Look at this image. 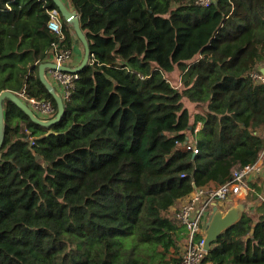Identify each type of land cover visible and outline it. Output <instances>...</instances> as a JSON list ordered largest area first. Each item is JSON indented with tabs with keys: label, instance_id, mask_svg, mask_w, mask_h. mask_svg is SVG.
Here are the masks:
<instances>
[{
	"label": "trees",
	"instance_id": "16d2710c",
	"mask_svg": "<svg viewBox=\"0 0 264 264\" xmlns=\"http://www.w3.org/2000/svg\"><path fill=\"white\" fill-rule=\"evenodd\" d=\"M70 2L90 58L60 121L38 124L4 100L0 264H180L171 207L264 151V83L251 76L264 63V0ZM50 10L72 48L54 0H0V93L57 112L39 75L58 41ZM188 135L200 153L179 149ZM257 214L243 213L203 263L264 264V203Z\"/></svg>",
	"mask_w": 264,
	"mask_h": 264
},
{
	"label": "built area",
	"instance_id": "2783aa9c",
	"mask_svg": "<svg viewBox=\"0 0 264 264\" xmlns=\"http://www.w3.org/2000/svg\"><path fill=\"white\" fill-rule=\"evenodd\" d=\"M216 0H194L199 6H210ZM57 10H50L48 27L56 34L58 41L53 44L55 68H49L48 72L60 85V93L63 98H69L71 91L76 87V81L79 78L78 72L63 71L62 65H66L72 57V48L60 45L59 41L64 39L62 23L59 19ZM251 76L257 81L264 83V73L258 68L251 72ZM31 108L42 118L49 119L56 114V110L50 100H38L28 98ZM200 123L196 125V131L200 128ZM34 143V139H30ZM184 151H190L193 155L200 153L196 140H186L182 143ZM264 156V151L260 158ZM259 169L257 161L246 164L233 170L232 177L225 183L216 185H205L195 187L190 193L189 199L180 205L174 212L177 223L183 226L185 230V240L182 249H180V264H203V260L208 253L204 247L205 234L203 233L202 223L208 215V210L214 202H220L241 194L247 189V177L251 172Z\"/></svg>",
	"mask_w": 264,
	"mask_h": 264
},
{
	"label": "water",
	"instance_id": "95a60500",
	"mask_svg": "<svg viewBox=\"0 0 264 264\" xmlns=\"http://www.w3.org/2000/svg\"><path fill=\"white\" fill-rule=\"evenodd\" d=\"M56 3L61 15L69 22H71L74 26L75 32L78 38L82 41L85 54L81 64L77 67H71L68 65H62L61 70L63 71H74L78 72L81 70L87 63L90 58V47L89 41L87 39L86 34L84 33L81 24H80V16L76 9H71L67 6V4L63 0H54ZM49 59L53 60L54 54H49ZM56 64L52 61L43 62L39 65V75L42 82L46 85L49 92L53 95L55 101L57 102V112L56 114L49 118L44 119L40 117L33 108L30 107L28 100H25L21 97V93L12 91L10 89L3 90L0 93V151L2 145L4 143L5 135H6V120H5V111H4V100L6 98L14 101L30 118L32 121L42 124V125H52L60 121L63 113L65 111V102L60 91L53 85L47 77V69L55 68ZM261 72L264 73V67L260 68ZM39 157V156H38ZM242 207H231L227 211L219 210L218 208L214 209V212L211 214L206 233H205V242L204 247L207 252L211 249L212 244L219 238V236L231 225L240 220L242 216Z\"/></svg>",
	"mask_w": 264,
	"mask_h": 264
},
{
	"label": "crops",
	"instance_id": "0c3cea01",
	"mask_svg": "<svg viewBox=\"0 0 264 264\" xmlns=\"http://www.w3.org/2000/svg\"><path fill=\"white\" fill-rule=\"evenodd\" d=\"M63 1L67 4V6L69 8L75 9L72 6L70 0H63ZM59 19H60V21L62 23L61 16H59ZM69 23H71V22H69ZM72 41H73L72 42V57H71L70 60H68V63L66 65L71 66V67H77V66H79L81 64V62H82V60L84 58L85 50H84L83 43L78 38L76 32H75V34L73 33ZM50 53L54 54L53 48H52ZM49 61L53 62V60H51V59H49ZM262 67H264V63L259 66V68H262ZM46 74H47V77L50 80V82L53 85H55V87H57V89L59 91H61L60 90V85L56 82V80L52 76H50L48 70H47ZM21 97L23 99L27 100V97H26L25 94H23V92L21 93ZM187 140L193 141L195 139H194V137H192V136L190 137V135H188L187 136ZM179 149L181 151H184V148H183L182 144L180 145ZM183 162L186 163L187 161H183ZM257 163H258L259 169L254 171V172H251L249 174V176L247 177V180H246L247 189L246 190H243L241 192V194L236 195L234 197H231L228 200L220 201V202H214L213 204H211V206L209 207V210H208V215H207V217H205V221L202 223V229H203V233L204 234L206 233V229H207L209 218H210L211 214L214 212L215 208H218L219 210H222V211H227L231 207H234V206L238 207L239 206V207H242L241 208L242 214L243 213H247L248 215H250L251 217H253L255 219L258 218V216H259L257 214L258 209L264 203V156L262 158H260L257 161ZM210 184L211 185H216L218 183L211 182ZM190 195L191 194L179 199L177 201V204L175 206L171 207V211L173 212V214H174L175 210L180 205L184 204L189 199ZM255 223L256 222H253V225ZM182 228H183V226H182ZM253 232H254V229L251 230L250 234H252ZM182 234H183V238H182V240L180 242V249H182V247L184 245V240H185V230H184V228L182 230ZM207 264H213V263L212 262H208Z\"/></svg>",
	"mask_w": 264,
	"mask_h": 264
},
{
	"label": "rangeland",
	"instance_id": "374dc122",
	"mask_svg": "<svg viewBox=\"0 0 264 264\" xmlns=\"http://www.w3.org/2000/svg\"><path fill=\"white\" fill-rule=\"evenodd\" d=\"M173 76H174L173 77V84H177L178 76H176V75H173ZM178 256L180 258V252L178 253Z\"/></svg>",
	"mask_w": 264,
	"mask_h": 264
}]
</instances>
